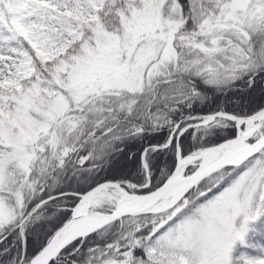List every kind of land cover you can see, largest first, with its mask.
Wrapping results in <instances>:
<instances>
[{
  "label": "snow or ice",
  "instance_id": "1",
  "mask_svg": "<svg viewBox=\"0 0 264 264\" xmlns=\"http://www.w3.org/2000/svg\"><path fill=\"white\" fill-rule=\"evenodd\" d=\"M0 264H264V0H0Z\"/></svg>",
  "mask_w": 264,
  "mask_h": 264
}]
</instances>
